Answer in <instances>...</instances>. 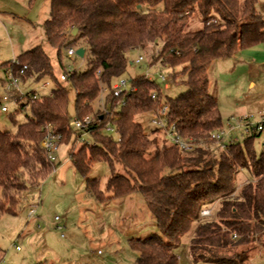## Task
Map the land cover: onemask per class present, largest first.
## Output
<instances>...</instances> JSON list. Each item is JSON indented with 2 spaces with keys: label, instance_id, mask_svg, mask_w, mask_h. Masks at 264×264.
I'll return each mask as SVG.
<instances>
[{
  "label": "trees",
  "instance_id": "16d2710c",
  "mask_svg": "<svg viewBox=\"0 0 264 264\" xmlns=\"http://www.w3.org/2000/svg\"><path fill=\"white\" fill-rule=\"evenodd\" d=\"M256 4L257 0H50L42 30L62 73H67L62 49L88 51L86 71L71 70L65 82L74 90L79 119L94 113L102 87L111 88L124 76L133 50L158 47L160 54L154 61L169 68L187 67V91L174 100L160 93L156 81L143 76L130 79V94L120 98L123 104L115 112L119 140L104 135L102 126L109 117L98 109L96 116L102 118L90 132L93 144L81 145L69 158L76 172L86 178L85 192L98 203L133 193L146 201L160 236L129 241L137 253L135 264H179L175 250L193 225L188 243L192 264H243L254 243L264 248V151L257 156L253 150L259 133L247 136L243 145L236 142L219 153V148L213 150L210 137L222 130L223 123L217 102L209 94L207 75L214 61L264 45V16ZM193 16H198L201 27L189 31ZM16 59L15 73L26 68L23 85L48 78L55 89L50 97L36 100L31 99L32 93L24 98L17 92L8 94L18 103V112L29 110V118L15 132L0 131V214L9 215H16L19 196L28 185L38 187L56 168L40 146L44 136L58 134L60 145L65 141L73 146L82 135L72 126L67 89L55 76L49 55L36 46ZM175 79L173 74L170 81ZM153 93L156 100L151 99ZM116 101L106 95L108 112L116 110ZM163 106L178 134L193 141L191 153L181 152L166 140L158 147L137 121L140 114ZM95 162L106 163L110 170L103 190L97 179H87ZM117 166L124 175L115 173ZM244 172L247 178L237 187V177ZM213 205L217 206L213 215L200 216Z\"/></svg>",
  "mask_w": 264,
  "mask_h": 264
},
{
  "label": "rangeland",
  "instance_id": "374dc122",
  "mask_svg": "<svg viewBox=\"0 0 264 264\" xmlns=\"http://www.w3.org/2000/svg\"><path fill=\"white\" fill-rule=\"evenodd\" d=\"M49 9L50 0H0V66L5 62L14 61L24 51L41 46L51 59L55 76L59 78L64 74L57 65L55 51L44 41L42 24L49 18ZM256 9L264 16V0H257ZM190 22L189 31L201 27L198 16H193ZM67 35L70 36V33ZM260 48L264 50V45L258 49ZM72 49L75 51L78 48ZM68 50H61V62L66 72L68 69L78 73L85 72L88 68V51L86 50L80 58L76 55L68 56ZM159 52L160 48L152 49L150 46L131 51L122 79L127 82V87H130L129 80L138 76L149 77L156 82L163 78L164 81L158 84V88L164 97L169 100L183 97L187 91V67L169 68L160 60L154 61ZM251 52L252 50H243L232 58L216 60L207 69L208 91L217 102L224 132L228 130V122L232 127L245 120L254 125L259 115L264 113V54ZM138 57H141L142 61L137 65L134 61ZM173 74L176 75L174 82L170 81ZM4 75V69L0 67V107L7 108L5 113L0 111V131L15 132L17 125L25 123L29 118V110L26 108L18 112V103L12 100L3 101L6 95ZM44 82H48L49 87L46 90H38ZM61 84L67 89V109L72 121L76 118L75 93L67 83ZM20 89L24 92L35 90L39 97H50L49 93L55 89V84L46 78L38 84H22ZM102 90L104 91V88L100 89V94L94 102V113L85 116L91 120L101 119L96 116L98 109L102 114L108 109L105 106L106 95L102 94ZM117 119L118 116L111 120ZM136 119L145 134L155 138L160 147L165 141L163 134L157 131L150 134L153 131L147 115L140 114ZM254 133L250 130V135ZM118 134L120 136L119 131ZM82 135L81 142L77 139L73 146H69L65 141V145H60L54 172L38 187L28 185L26 191L20 194L19 205L15 208L16 215L0 214V264H135L137 253L130 248L129 241L160 236L146 201L139 193L107 203H98L87 195L86 178L76 172L69 159L71 153L77 152L81 145L93 144L90 134ZM229 138L236 139L243 145L247 136L243 134L242 129L234 128L228 133L226 140ZM212 148L214 151L218 149L214 144ZM253 150L257 156L264 151V132L253 139ZM220 151L222 150L218 149L217 153ZM115 173L124 175L119 166L115 168ZM110 175L106 163L95 162L87 179H97L103 190ZM241 176L247 178L245 172L238 175L237 187L242 182ZM216 208L217 206L213 205L208 209L210 216ZM30 210H34L32 217H29ZM55 218L58 220L55 221ZM57 226L62 227V231H57ZM194 227L195 225L183 236L175 250L179 264H192L188 257V243ZM252 247L255 249L249 253L243 264H264V248L259 247L257 243Z\"/></svg>",
  "mask_w": 264,
  "mask_h": 264
},
{
  "label": "built area",
  "instance_id": "2783aa9c",
  "mask_svg": "<svg viewBox=\"0 0 264 264\" xmlns=\"http://www.w3.org/2000/svg\"><path fill=\"white\" fill-rule=\"evenodd\" d=\"M67 53H68V56L75 55V51L73 49H69ZM141 61H142V58L138 57L134 61V64L138 65L141 63ZM17 65H18V60L15 59L14 61H12L10 65L3 68L4 74H5L4 77L6 81L4 85V90L6 92V95L3 97V101L7 102V101L12 100V102L16 103L15 99L11 98L8 95L11 92H17L21 98H24L26 93H32V97H31L32 100H36L37 98H40L39 96H37L35 90L24 92L20 89V86L23 84L22 76L24 75V71L26 68L22 67L17 73H15L14 69L17 67ZM70 71L71 69H68L67 73L61 74L59 76V81L61 83L62 82L65 83L67 81L68 73ZM145 79L151 81L149 77ZM160 80L161 82L164 81L163 78ZM48 87H49V83L44 82L39 86L38 90H46ZM103 88H104V91L102 90L103 91L102 94L110 95L113 99H117V104H116L117 107H120L123 104V100L120 98H125L126 96L130 94V91H131V87H127V82L124 79H122V77L116 79L112 83L111 88L102 87V89ZM166 88L167 87H164V89ZM51 94H52V91L49 93V95ZM151 99L156 100L157 94L153 93L151 95ZM0 111L2 113H5L7 112V108L2 106L0 107ZM116 111L117 110H114V112H111V111L108 112V110L106 109V111H104L103 113L105 116L109 117V120L106 121L102 127L103 133L109 138H112L113 140H119L120 138L118 134L117 126L113 122L115 120H111L112 118L115 119ZM145 114L149 118V123L152 126V131H157L163 134V137L167 141L168 144L176 146L183 153H191L194 150L195 146H194L193 141L190 139L186 140L181 135H179L175 124L169 121L168 116H167L168 114L167 106H163L162 108L158 110H151L150 112L145 113ZM92 120L89 117H84L81 119L76 117L71 121V123H72L73 128L76 131H79L81 133L83 132L84 134H90L93 128L101 124V119H97V121L95 120L92 121ZM114 125L116 126V128ZM226 128L228 129L226 132L220 130V131L212 133L210 137L212 144L216 145L221 150H226L229 144H234L238 142L236 139L232 140L231 138H229L228 141L226 140L228 137V133H230V131H233L234 128L242 129L243 134L245 136H250V130H252L255 133L264 132V113H261L259 115L258 121L254 125L250 124L247 120H245L244 122L242 121L240 124H238L236 127H232L230 122H228L226 124ZM82 136L83 135H81V137ZM80 140L81 138H79V141ZM60 143H61V137L58 134L49 132L44 136L43 140L40 143V146L45 152L46 158L49 161L55 162L57 160V153L59 151ZM244 181L240 182L239 185L243 184ZM32 215H34V210L29 211V217H32ZM208 216H210V210L207 209L201 212V217H208ZM57 220L58 219L55 218V221ZM56 230L60 232L62 231V227L57 226Z\"/></svg>",
  "mask_w": 264,
  "mask_h": 264
},
{
  "label": "crops",
  "instance_id": "0c3cea01",
  "mask_svg": "<svg viewBox=\"0 0 264 264\" xmlns=\"http://www.w3.org/2000/svg\"><path fill=\"white\" fill-rule=\"evenodd\" d=\"M259 47H261V45L255 47V48L250 49V50H252L251 53H253V54H264V50H262V48L258 49ZM24 52H25V51H24ZM21 54H22V53H21ZM8 62H9V61H8ZM5 63H6V62H5ZM240 179H242V181L245 180V178L242 177V176L240 177Z\"/></svg>",
  "mask_w": 264,
  "mask_h": 264
},
{
  "label": "water",
  "instance_id": "95a60500",
  "mask_svg": "<svg viewBox=\"0 0 264 264\" xmlns=\"http://www.w3.org/2000/svg\"><path fill=\"white\" fill-rule=\"evenodd\" d=\"M75 34H76V30L73 31L72 35H75ZM75 55L82 58L84 55V50L82 48H78L77 50H75ZM157 83L158 84L161 83V80L159 79Z\"/></svg>",
  "mask_w": 264,
  "mask_h": 264
}]
</instances>
